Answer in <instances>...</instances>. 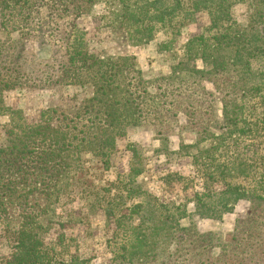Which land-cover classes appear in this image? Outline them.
I'll return each instance as SVG.
<instances>
[{"label":"trees","instance_id":"obj_1","mask_svg":"<svg viewBox=\"0 0 264 264\" xmlns=\"http://www.w3.org/2000/svg\"><path fill=\"white\" fill-rule=\"evenodd\" d=\"M99 2L106 6V25L122 30L131 46L145 47L162 33L165 39L158 50H173L183 29L196 23L200 13L207 15L209 24L184 45L172 75L147 78L135 57L93 53L87 33L77 27L74 18L63 23L62 43L68 57L66 65L57 70L58 78L91 91L92 109L84 117L56 116L57 110L48 108L30 124L21 114L17 116L21 110L6 105L0 93V115L10 114V122L0 129L6 144L0 150V237L12 249L8 258L0 254V264H64L59 249L66 247L65 229L75 222L66 218L64 210L72 203L70 198L79 195H86L90 210L101 209L117 228L138 216L137 226H131L136 233L133 241L126 242L125 251L116 255L126 263L166 264L165 259H170L168 264H264V0ZM242 2L254 9L247 27L233 15L234 6ZM81 7L72 13L66 10L65 15L76 19L84 13L78 12ZM198 60L204 63L203 69L197 67ZM16 72L22 75L21 69ZM188 77L201 85L202 93L191 90ZM156 81L165 83L158 85L163 90L160 94L151 92ZM2 82L9 81L4 78ZM205 82L220 93L209 105L213 110L217 107L214 121L195 124L192 129L199 136L192 144L183 142L179 151L192 159L201 180V191L194 190L190 198L198 215L222 219L235 211L239 199L250 201L251 208L237 220L230 244L220 242L217 233L182 225L180 221L187 217L185 210H179L182 205L172 212L141 186H128L132 179L124 184V179L144 171L134 162L128 175L104 185L94 181L86 165V154L100 159L108 156L131 125L150 115L164 122L166 113L180 111L176 102L162 101L167 95L188 99L196 94L202 102L210 94ZM11 138L13 144L7 146ZM132 151L137 158V150ZM99 161L109 169L108 158ZM161 181L166 188L180 184L184 192L196 184L173 171ZM140 191L148 199L128 203ZM18 199L19 213L13 217L10 209ZM52 230L58 231L59 241L51 247L46 236ZM170 237L178 240L177 247L165 255ZM217 248L222 252L215 257Z\"/></svg>","mask_w":264,"mask_h":264},{"label":"rangeland","instance_id":"obj_2","mask_svg":"<svg viewBox=\"0 0 264 264\" xmlns=\"http://www.w3.org/2000/svg\"><path fill=\"white\" fill-rule=\"evenodd\" d=\"M81 5L78 12L84 13L80 17L75 19V16L65 15L64 11L75 12ZM253 12L254 9L247 2L238 3L233 8L234 18L243 27L250 25ZM106 14V6L99 0H93L92 3L88 0H0V73L5 74L0 78V93L4 95L7 106L21 110L17 116L21 114L31 124L40 119L43 111L48 108L56 109V116L70 118L77 114L84 117L85 111L92 109L88 102L91 91L67 84L58 78L60 72L57 70L66 65L68 57L67 49L62 43V36L65 34L63 23L70 19L74 18L77 27L87 33V41L93 53L101 56L135 57L147 78L172 75V67L183 57L184 45L209 24L207 15L200 13L196 23L183 29L175 49L159 51L158 46L165 39L162 33L145 47L131 46L122 30L106 25L107 21L103 18ZM196 65L199 69L204 68L201 60H198ZM17 69L22 70V75L16 72ZM4 78L9 82L3 83ZM185 80L191 90H199L198 93H202L201 85L193 83L194 78L188 77ZM159 83L165 84L156 81L151 89L154 94L163 92L158 89ZM204 85L210 93L204 97L205 101L204 98L201 99L202 102L198 101L196 94L188 99L185 95H167L162 101L176 102L180 105V111L166 113L163 116L164 122L150 115L148 119L131 125L127 135L118 138L108 150V156H101L100 159L86 154V165L91 167L94 181L98 185H104L106 182L116 181L119 175H128L134 162L137 168H143L144 171L139 176L124 179V184L132 179L128 186H141L144 191L160 199V203L168 204L172 212H176L175 208L182 205L179 210H185L187 214V217L180 221L182 225H195L202 233H217L220 242L230 244L237 220L243 218L251 208L250 201L246 198L239 199L235 211L225 214L222 219L203 218L198 215L190 198L193 197L194 190L201 191V180L194 171L192 159L179 151L183 142L192 144L199 136L192 129L195 124H210L214 121L217 107L213 110L209 105H213L212 100L217 101L215 99L220 93L215 92L211 82H205ZM212 93L214 94L211 95ZM9 122L10 114L0 115V129H4ZM83 123L90 122L85 120ZM1 133L4 136L3 131ZM3 136H0V150L6 147ZM12 140H6L7 146L13 144ZM133 148L138 152L135 159ZM103 158L111 161L107 170L99 161ZM169 171L178 172L187 179L194 180L196 184L185 192L180 184L166 188L161 177ZM218 189L221 190V187ZM142 193H136L132 199H128V203L148 199V196ZM85 196L70 198L73 201L64 210L66 218L75 219V222L65 229L68 238L66 247L59 249L64 264H130L117 259L116 255L125 251L123 248L126 242L133 241L136 233L131 230V226H137L138 216L128 220L122 228H117L113 222L107 220L104 211L90 210L87 201L89 199ZM18 201L19 199L10 209L13 217L19 213ZM175 214L178 216V212ZM170 230L179 234L174 229ZM58 236V231L52 230L47 234L46 242L52 247L58 243ZM170 239L165 255L175 251L177 247L178 240L175 237ZM221 252L222 249L217 248L213 255L218 257ZM11 253L9 242L0 237V254L8 258ZM165 260L166 264L170 262V259Z\"/></svg>","mask_w":264,"mask_h":264}]
</instances>
